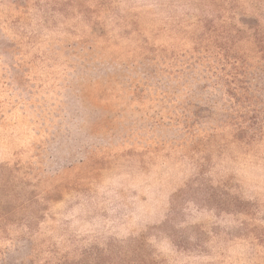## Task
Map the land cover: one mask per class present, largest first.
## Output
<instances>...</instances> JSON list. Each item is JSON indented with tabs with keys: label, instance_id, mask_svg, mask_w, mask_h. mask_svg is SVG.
Returning a JSON list of instances; mask_svg holds the SVG:
<instances>
[{
	"label": "rangeland",
	"instance_id": "obj_1",
	"mask_svg": "<svg viewBox=\"0 0 264 264\" xmlns=\"http://www.w3.org/2000/svg\"><path fill=\"white\" fill-rule=\"evenodd\" d=\"M0 264H264V0H0Z\"/></svg>",
	"mask_w": 264,
	"mask_h": 264
}]
</instances>
